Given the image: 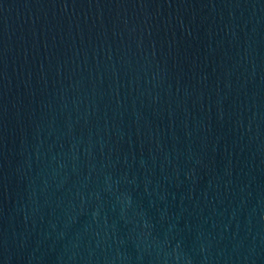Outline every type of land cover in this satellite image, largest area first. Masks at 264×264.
Instances as JSON below:
<instances>
[{
    "label": "water",
    "instance_id": "obj_1",
    "mask_svg": "<svg viewBox=\"0 0 264 264\" xmlns=\"http://www.w3.org/2000/svg\"><path fill=\"white\" fill-rule=\"evenodd\" d=\"M0 264H264V0H0Z\"/></svg>",
    "mask_w": 264,
    "mask_h": 264
}]
</instances>
